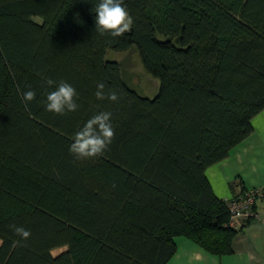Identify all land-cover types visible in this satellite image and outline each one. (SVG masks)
<instances>
[{"label": "trees", "instance_id": "1", "mask_svg": "<svg viewBox=\"0 0 264 264\" xmlns=\"http://www.w3.org/2000/svg\"><path fill=\"white\" fill-rule=\"evenodd\" d=\"M98 2L0 0V264H164L175 235L230 253L236 229L205 172L264 110V0H124L133 24L116 38L95 30ZM133 45L153 97L105 57ZM44 77L74 86L78 110L47 111ZM97 83L120 100H97ZM103 111L115 139L74 161L73 135Z\"/></svg>", "mask_w": 264, "mask_h": 264}, {"label": "crops", "instance_id": "2", "mask_svg": "<svg viewBox=\"0 0 264 264\" xmlns=\"http://www.w3.org/2000/svg\"><path fill=\"white\" fill-rule=\"evenodd\" d=\"M205 175L220 200L248 188L264 193V110L252 117V133L232 147L227 157L209 165ZM255 211L256 218L241 220L235 227L230 253H210L190 238L175 235V251L164 264H264V195L256 198Z\"/></svg>", "mask_w": 264, "mask_h": 264}, {"label": "clouds", "instance_id": "3", "mask_svg": "<svg viewBox=\"0 0 264 264\" xmlns=\"http://www.w3.org/2000/svg\"><path fill=\"white\" fill-rule=\"evenodd\" d=\"M95 30L100 35H110L113 38L121 37L131 30L133 18L124 3V0H99L95 5ZM42 75L41 73H37ZM44 82L55 90L46 95L45 108L47 111L57 115H66L78 110L80 105L77 103L79 94L70 83L60 80L59 82L44 77ZM95 97L97 100H109L118 102L120 95L116 90L105 92V84L97 83ZM36 92L31 89L23 92L22 99L26 106L35 100ZM112 113L103 111L89 118L72 137L73 142L69 146V152L74 157V161H81L89 158H96L104 155L115 139V128L112 124ZM9 228L20 237L14 240L13 247H25L26 241L30 238V230L15 224Z\"/></svg>", "mask_w": 264, "mask_h": 264}, {"label": "rangeland", "instance_id": "4", "mask_svg": "<svg viewBox=\"0 0 264 264\" xmlns=\"http://www.w3.org/2000/svg\"><path fill=\"white\" fill-rule=\"evenodd\" d=\"M35 20L39 21V18H35ZM105 55L107 60L115 61L119 64L122 78L130 88L132 87L140 95L153 97L158 91L159 80L146 72L135 45L126 51L116 52L109 49ZM64 250L63 247H59L54 249L52 254L56 255Z\"/></svg>", "mask_w": 264, "mask_h": 264}, {"label": "built area", "instance_id": "5", "mask_svg": "<svg viewBox=\"0 0 264 264\" xmlns=\"http://www.w3.org/2000/svg\"><path fill=\"white\" fill-rule=\"evenodd\" d=\"M264 195L258 188H248L244 192L232 196L226 201L229 211V220L227 226L235 228L241 220L253 219L257 217L255 211V201L259 196Z\"/></svg>", "mask_w": 264, "mask_h": 264}]
</instances>
